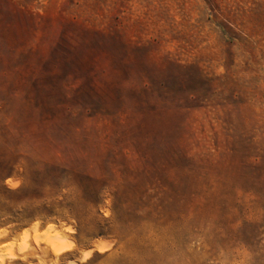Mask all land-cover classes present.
<instances>
[{
  "label": "rangeland",
  "instance_id": "374dc122",
  "mask_svg": "<svg viewBox=\"0 0 264 264\" xmlns=\"http://www.w3.org/2000/svg\"><path fill=\"white\" fill-rule=\"evenodd\" d=\"M0 264H264V0H0Z\"/></svg>",
  "mask_w": 264,
  "mask_h": 264
},
{
  "label": "bare ground",
  "instance_id": "6f19581e",
  "mask_svg": "<svg viewBox=\"0 0 264 264\" xmlns=\"http://www.w3.org/2000/svg\"><path fill=\"white\" fill-rule=\"evenodd\" d=\"M63 252V251H62Z\"/></svg>",
  "mask_w": 264,
  "mask_h": 264
}]
</instances>
